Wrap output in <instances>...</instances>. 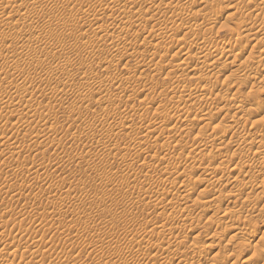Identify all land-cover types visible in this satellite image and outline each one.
Instances as JSON below:
<instances>
[{
  "label": "rangeland",
  "instance_id": "374dc122",
  "mask_svg": "<svg viewBox=\"0 0 264 264\" xmlns=\"http://www.w3.org/2000/svg\"><path fill=\"white\" fill-rule=\"evenodd\" d=\"M10 1L3 0L7 6ZM154 3L162 8L154 10ZM223 3L232 18L227 13L210 24ZM29 6L34 7L7 11V21L30 15L7 28L2 35L7 43L0 42V95L5 86L13 88L4 92L6 102L0 99V211L7 213L0 240L15 242L6 247L0 241V251L15 264H264V184H253V177L239 186L230 178L219 189L200 182L214 162L257 174L255 153H264V137L245 153L242 142L230 140L248 133L253 121L263 119L264 125V82L254 78L264 72V62L254 63L264 38L248 43L245 31L238 39L235 33L244 19L264 20V0H206L203 6L193 0H103L101 5L36 0ZM178 6L191 24L175 22ZM122 21L131 25L129 31H117ZM173 26L182 32L165 38ZM61 27L67 32L49 40L53 48L47 57L42 48L32 49L34 60L16 64L18 46ZM251 30L252 38L259 28ZM137 31L148 42L111 50L114 41L135 40ZM20 32L29 39L19 40ZM196 39L220 50L229 43L241 48L242 61L255 64V73H216L219 86L212 91L202 86L201 76L208 72L195 61L189 72L172 64L161 69L160 57ZM184 51L196 56L198 49L189 45ZM179 90L185 94L178 96ZM190 91L203 96L191 100ZM112 94L116 103L106 98ZM233 97L245 103L247 114L230 117ZM199 107L217 123L194 120L184 126ZM162 113L169 116L165 127ZM219 138L227 144L220 145ZM194 163L200 169L190 172ZM179 168L182 179L169 174ZM237 187L243 193L232 196ZM145 216L148 222L142 221ZM160 235L167 237L164 245ZM18 242L26 247L16 248Z\"/></svg>",
  "mask_w": 264,
  "mask_h": 264
},
{
  "label": "bare ground",
  "instance_id": "6f19581e",
  "mask_svg": "<svg viewBox=\"0 0 264 264\" xmlns=\"http://www.w3.org/2000/svg\"><path fill=\"white\" fill-rule=\"evenodd\" d=\"M4 2H5V0H4ZM4 2H3V0H0V42L1 43L3 42L5 44L7 38L5 39L4 37H2V35L5 33L7 28H12L15 25L17 26L21 22H24V19H25L26 16L28 18V16L30 15V14H27V15L21 17L20 19H12L11 21H7V18H5V15H6L7 11L14 10V9H16V10H28L30 7H34V6H29V5H34V2H36V0H11L9 2V6H7V2H6V4ZM95 2H96V5L97 4H99V5L103 4V0H95ZM248 2L249 1H246L245 6L247 5ZM135 3L136 2L133 1L131 4L134 5ZM205 3H206V0H193V5L194 6H203V5H205ZM96 7H99L100 9H102V8H105L106 6H96ZM150 7H152L154 10H160L162 8V6H160L158 4H155V3L153 4V6H150ZM181 9H182L181 6L177 7L178 13L175 15V22L180 24V25L191 24L192 20L190 18H188V17L183 16L181 14V12H180ZM230 10H231L230 6H228L225 3L217 5L216 6L217 14H216V16H213L210 19V24H212V25L214 24L215 25L220 20H222L223 16L225 14H227V13H229V14L226 16V18L231 17ZM32 19H33V16H32ZM33 22H34V19H33ZM95 23H96L95 21L91 22L92 25L95 24ZM239 25H240V27L237 26V28H238L237 31L236 32L234 31L236 33V35H237V39H238V36H240L242 33H244V31L247 33L249 31V29H250V31L252 32V30H251L252 28H257V30L259 28V31L257 33H256V31H255V33L253 31L254 37H252V38H251L252 33L251 34L250 33H247V34L245 33V36H247L246 39H248L247 40L248 43L253 42L254 40H258L260 38H264V20L244 19V20H242L241 24H239ZM130 26L131 25L128 22L122 21V22L118 23L116 27H117V31L118 32H126V31L130 30L129 29ZM140 28H141L142 32L145 34L144 29L142 27H140ZM170 28L167 31L164 32L163 36L165 38H174L175 36L177 37L182 32V30L178 26H173V27H170ZM66 32H67V28L66 27H61L59 29H54L50 33L48 32L49 34L47 36H49V37H44V38H41V39L38 38L35 41L32 39L31 41L22 43V45L20 47L18 46V50L19 51L17 50L18 51V57H17L18 59H17L16 64L20 65L25 60L29 61V59H33L32 56H31L32 49L42 48L44 50L45 54H46V57H47L48 54L52 52V48H53V47H51L49 45V42H50L49 40L53 39L52 41H54V39H56L60 35H63ZM137 33H138V35L135 38V40H132L134 38L125 39V40H122L121 43H115V41H114L112 43L111 50L112 51L121 50V49L132 50L137 45L144 44L147 40H145V37L142 36L141 32L137 31ZM16 36H18L17 38L19 40L21 38L24 39V40L25 39H29V37H30L29 33H26V32H23V33L20 32ZM106 36L109 37L110 34L108 33ZM162 42L163 41L159 42V44H161ZM53 43H55V42H53ZM189 45L197 47L198 52H197L196 56H191L188 51H184ZM173 51L174 52L172 53L171 56H166V55L164 56L163 55L158 60V63H159V66H161V69H163L166 65L172 64L176 70H183V72H189L190 69L192 68L193 62L195 61V62L198 63V65L201 66V69H202L203 73L204 72H208L206 75H202L201 76L202 86L204 87V89H212V91L215 90L216 88H218V86H219V76H220L219 74L221 72H229L230 71V72H232V74H235V75L247 74V75L252 76L255 73V71H256L255 64L249 63L248 61H242L243 57L241 55H242L243 51L241 50V48H237L235 45H233L231 43L224 44V46L220 50V48H218L217 44H215V43L208 42L205 39H202V40L196 39V40H191V41H188V42H184L182 45H180L177 48L173 49ZM5 55L7 56V53ZM0 57L2 58V55ZM39 58L40 57H38V60H39ZM187 59H191V61L187 62ZM155 60H156V56H152V54H151V56L149 57V61L152 63ZM39 61H41V60H39ZM262 62H264V49L262 50V53L258 54L257 57L254 60V63H262ZM184 65H186V66H184ZM216 73H219L218 74L219 76L215 75ZM181 74L184 75L183 73H181ZM254 78L258 82L257 84L264 82V72H262L260 78H257V77H254ZM11 89H13V88L10 87V86H5V90H4L5 94L7 92H12ZM16 89H17V85H16ZM204 89H202V90L204 91ZM15 90H14V92H16ZM18 91H20V89ZM4 92H3V94H4ZM199 92L190 91L189 94H187V95H188L189 99L196 101V100H199L203 96V95L202 96L199 95ZM176 93H177L178 96H181V95L185 94V91H180L179 90V92H176ZM3 94H2V96H3ZM20 94H21V92H20ZM2 96L0 97V99L2 100V102H3V100L6 102L7 101V97L4 96V98H3ZM13 96H11V98ZM116 97L117 96L113 95V96H109V97H106V98H108L107 99L108 102H115L116 101ZM127 97H129V95ZM232 99H233V101L230 103V105L227 108V113L230 115L231 118L242 116V115H245V114H247L249 112V108L245 105V103L242 100H239L237 97H233ZM34 100H35V98H34ZM28 101L29 102L26 101L27 105L30 106L31 104H33V102H31L30 100H28ZM115 103H114V105H115ZM2 106H1V108H2ZM3 107H7V106L4 104ZM20 110H21V107H20ZM262 112H264V110H262ZM192 114L193 115H190L188 117V119L186 120V122L183 124L184 126L190 125L194 120H205V121H208L209 124L217 123V118L215 116L205 112V109L203 107H199ZM161 118H162V120L160 119L161 121L159 120V122H161V124L164 125L163 127L167 126L169 124V116H168V114H164L163 115V113H162L161 114ZM262 120L260 121V119H259V121H253L252 126L250 127V131L248 133L245 132V130H246L245 129L240 134L231 137L230 142L232 144L239 143V142L243 143L242 147L240 148V152L241 153L248 152L249 150H251L252 147H255V146L259 145V143H262V138L264 137V125H263ZM140 121L144 125V123L146 124V122H147V118L145 116L141 117ZM18 125H20V124H18ZM21 126H22V124H21ZM26 126H28V125H26ZM159 126H161V125H159ZM20 129H23V127L20 128ZM218 143L220 145H226L227 141L224 140L223 138H219L218 139ZM255 156H256V159H255L256 167L258 168V170H257V174L254 175V176H250L249 175V171L245 170L243 167H240L238 165L230 166V165H223L222 163H217L216 164L214 162L208 168L207 177L202 178L200 182H201V184H205V185H212V186L216 185L217 187L216 186L215 187L219 189L221 186L226 185L227 184L226 181H228L230 178H233L234 183L237 186H239V184H244V179L246 177H250V178L253 177V179L251 180L253 184L262 185V184H264V177L262 179H260V177L263 174V170H264V153L261 152V151H257L255 153ZM199 169H200V165L199 164L194 163V164H192L190 166V170H191L190 172H195V171H197ZM169 174L170 175L177 174L178 176H180V179H182L183 171L179 168V169H177L174 172L170 171ZM197 191L198 192L200 191V193H201L202 189L201 190H197ZM241 193H243V188L237 187L235 193L232 196L237 197ZM153 196L155 198H158L160 196V194L158 193V191H156V192L153 193ZM213 200L217 201V203H218L219 197H217V198L214 197ZM198 201L201 204L204 202L202 199H198ZM172 205H174L173 202H172ZM212 205L213 204L207 205L206 209L208 211H211L212 210ZM214 205H216V204H214ZM30 206H31V204L27 205L26 209L28 207H30ZM32 208L33 207H31V209ZM4 214H7V213H4V212L0 211V231L2 229L1 217L4 216ZM19 215H21V214H19ZM19 215H17V216H19ZM17 216H16V218H17ZM142 221L143 222H148L149 221V217L145 216L142 219ZM39 231H40V229H38L36 231V236H38ZM237 231H239V230H237ZM262 239H263V236L259 235L258 240H262ZM0 241H2L5 244L6 247H7V244H9L10 246H13V244L15 243L13 241H7V237L2 239V240H0ZM158 241H159L160 245H164L166 243V241H167V237L164 236V235H160V239ZM15 246L18 249L26 247L24 242H18V243L15 244ZM0 252H1L0 253V264H15L14 260L10 259L7 256L6 252L5 253L2 252V251H0ZM260 258L262 260H264V251L262 252ZM65 262H69V260H65Z\"/></svg>",
  "mask_w": 264,
  "mask_h": 264
}]
</instances>
